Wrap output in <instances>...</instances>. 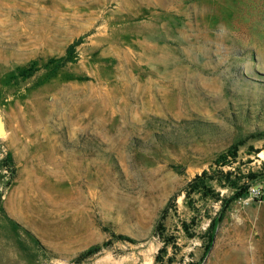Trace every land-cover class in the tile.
I'll use <instances>...</instances> for the list:
<instances>
[{"label": "rangeland", "instance_id": "1", "mask_svg": "<svg viewBox=\"0 0 264 264\" xmlns=\"http://www.w3.org/2000/svg\"><path fill=\"white\" fill-rule=\"evenodd\" d=\"M0 113V264H264V0H0Z\"/></svg>", "mask_w": 264, "mask_h": 264}, {"label": "crops", "instance_id": "2", "mask_svg": "<svg viewBox=\"0 0 264 264\" xmlns=\"http://www.w3.org/2000/svg\"><path fill=\"white\" fill-rule=\"evenodd\" d=\"M19 190H16L14 193H12V197H11V199H10V201L9 202H7L8 203V205H7V203H6V207L11 211V212H14L15 211V208H16V206L18 207H22L24 204L23 203H21V200H19L20 199V197H19Z\"/></svg>", "mask_w": 264, "mask_h": 264}, {"label": "built area", "instance_id": "3", "mask_svg": "<svg viewBox=\"0 0 264 264\" xmlns=\"http://www.w3.org/2000/svg\"><path fill=\"white\" fill-rule=\"evenodd\" d=\"M247 195L249 200L261 199L264 196V191L262 188L250 187Z\"/></svg>", "mask_w": 264, "mask_h": 264}, {"label": "trees", "instance_id": "4", "mask_svg": "<svg viewBox=\"0 0 264 264\" xmlns=\"http://www.w3.org/2000/svg\"><path fill=\"white\" fill-rule=\"evenodd\" d=\"M8 163H10V161H4V166H8ZM248 191H249V188H247L245 190H244V188H242L241 191L237 195H235V197L238 198V197L242 196L244 193L248 194ZM221 218H222V215L219 217V220H221ZM90 254H92L91 251L88 252V255H90ZM82 258L83 257H80V260H82Z\"/></svg>", "mask_w": 264, "mask_h": 264}, {"label": "water", "instance_id": "5", "mask_svg": "<svg viewBox=\"0 0 264 264\" xmlns=\"http://www.w3.org/2000/svg\"><path fill=\"white\" fill-rule=\"evenodd\" d=\"M6 134V125L2 114L0 113V138Z\"/></svg>", "mask_w": 264, "mask_h": 264}]
</instances>
